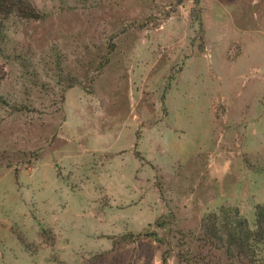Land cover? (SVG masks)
Listing matches in <instances>:
<instances>
[{
	"label": "rangeland",
	"instance_id": "rangeland-1",
	"mask_svg": "<svg viewBox=\"0 0 264 264\" xmlns=\"http://www.w3.org/2000/svg\"><path fill=\"white\" fill-rule=\"evenodd\" d=\"M27 1L0 25V264H264V0Z\"/></svg>",
	"mask_w": 264,
	"mask_h": 264
},
{
	"label": "trees",
	"instance_id": "trees-1",
	"mask_svg": "<svg viewBox=\"0 0 264 264\" xmlns=\"http://www.w3.org/2000/svg\"><path fill=\"white\" fill-rule=\"evenodd\" d=\"M194 5H198V0H193ZM14 15L19 18H24V19H35L36 14L34 12L33 7L27 0H0V25L2 22L8 19L9 16ZM264 214L261 212H257L255 214V228H259V232L256 231H245L244 239H247L246 235H251L252 238L251 242H255V238H258V241L264 240ZM260 230H262L260 232ZM249 231V232H248ZM245 246L244 244L240 245V248L238 249L239 252L245 256V258H248V261H253L255 262V259H257L256 254H252L251 252H248L247 254L245 252ZM161 263H165V258L164 256H161Z\"/></svg>",
	"mask_w": 264,
	"mask_h": 264
}]
</instances>
